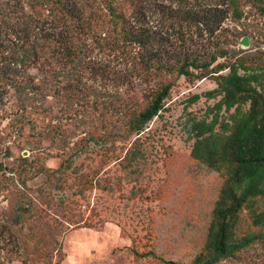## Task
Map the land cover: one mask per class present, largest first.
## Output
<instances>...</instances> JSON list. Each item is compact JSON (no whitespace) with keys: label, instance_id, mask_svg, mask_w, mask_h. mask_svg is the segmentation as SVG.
<instances>
[{"label":"rangeland","instance_id":"obj_1","mask_svg":"<svg viewBox=\"0 0 264 264\" xmlns=\"http://www.w3.org/2000/svg\"><path fill=\"white\" fill-rule=\"evenodd\" d=\"M240 8V19L228 15L210 36L195 25L181 34L264 62V14L249 0ZM147 20L161 23L157 12ZM244 36L248 46L239 43ZM39 67H26L0 100V264H188L220 183L190 154L191 121L217 101L204 95L215 81L180 77L160 115L130 134L125 120L136 91L86 70L66 77L74 85L66 90L58 62L43 80L51 93H34ZM145 252L155 256L137 255Z\"/></svg>","mask_w":264,"mask_h":264},{"label":"trees","instance_id":"obj_2","mask_svg":"<svg viewBox=\"0 0 264 264\" xmlns=\"http://www.w3.org/2000/svg\"><path fill=\"white\" fill-rule=\"evenodd\" d=\"M249 1L264 14V0ZM147 12L158 13V28L148 25ZM228 15L241 18L240 0H0V100L35 63L40 77L31 91L51 93L43 80L59 62L56 78L66 90L74 88L66 77L77 80L86 70L136 91L125 124L138 134L180 77L215 81L204 95L217 101L191 121L190 154L220 183L206 236L188 264H264V62L181 34L195 25L210 36ZM147 254L155 256L137 255Z\"/></svg>","mask_w":264,"mask_h":264},{"label":"water","instance_id":"obj_3","mask_svg":"<svg viewBox=\"0 0 264 264\" xmlns=\"http://www.w3.org/2000/svg\"><path fill=\"white\" fill-rule=\"evenodd\" d=\"M239 43L243 46H248L249 45V41H248V38L247 36H244L242 37L240 40H239Z\"/></svg>","mask_w":264,"mask_h":264}]
</instances>
